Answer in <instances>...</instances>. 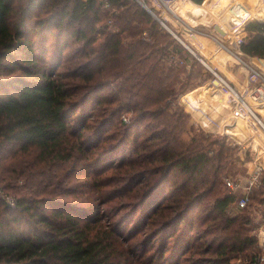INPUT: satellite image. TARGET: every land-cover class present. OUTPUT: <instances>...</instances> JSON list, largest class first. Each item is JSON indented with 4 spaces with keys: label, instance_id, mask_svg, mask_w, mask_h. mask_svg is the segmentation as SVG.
<instances>
[{
    "label": "trees",
    "instance_id": "obj_1",
    "mask_svg": "<svg viewBox=\"0 0 264 264\" xmlns=\"http://www.w3.org/2000/svg\"><path fill=\"white\" fill-rule=\"evenodd\" d=\"M110 1L111 25L102 0H0V264H135L115 219L124 204L106 213L115 197L79 172L125 144L136 157L113 161L116 189L138 196L139 183L136 210L124 207L147 206L158 264H235L259 245L264 174L234 210L239 146L179 103L213 73L139 2ZM239 49L264 58V19L245 24Z\"/></svg>",
    "mask_w": 264,
    "mask_h": 264
},
{
    "label": "rangeland",
    "instance_id": "obj_2",
    "mask_svg": "<svg viewBox=\"0 0 264 264\" xmlns=\"http://www.w3.org/2000/svg\"><path fill=\"white\" fill-rule=\"evenodd\" d=\"M239 1H242V0H239ZM243 1L246 4V5H243L244 6L243 9L246 10L247 8H249L248 10L250 11V15H252V14L257 15V16H254V17L252 16V18H250V19H264V17H262V16H264V0H243ZM180 2L181 3L179 4V6L176 7V11L181 16H183L182 18H184V19L186 18V20H188V22L190 20V23H192L193 25H195L196 23L195 22H192L191 20L199 21L201 18H203V16H205L206 12L204 14L201 11H199L200 9L199 10L194 9V6H193L194 4L191 3V0H181ZM208 2L211 5V7H210L211 10H219V11H221L220 13H224L227 9H230L231 8V4L233 3V0H209ZM181 4H183V5L180 7ZM236 10H238V12L240 11L238 5L236 6ZM118 12H119V9H118ZM164 15L165 16H168V18H169L168 21H167V25L168 26L171 25V22H172V24H174V23L177 22L176 18L169 17V15L167 13L164 12ZM260 16L262 18H260ZM229 18H230V16L226 15L225 17H222L219 20H220V22H223V21L224 22H227V20ZM215 20L216 19L209 17L208 20L207 19H204L201 22H199V24L197 23V26L196 27H201L202 29H204L203 28V24L205 22V24H208V26H210L209 28L212 30L213 29L212 28V25L215 24V22H216ZM112 22H113V17H112ZM112 22L110 21V16H108V20L105 23L111 25ZM101 24H103V23H101V22L98 23L97 24V27H99ZM240 26L243 27L242 24L238 25V27H240ZM227 28L228 29H226L225 32H227V35L228 36H224V34L221 31H218V32L216 31V34H218L217 35L218 38L221 39V42L227 48H225L224 46H222L221 42H217L216 40H214L215 42L210 41V43H209L210 44V49L209 50H206V48L204 46H202L201 48H199L197 46L198 47L197 50H199V51H196L195 53L197 55H199L201 58H202V56L200 55V51L201 52H204L206 54V56H208V57H210V55H213L214 54V55H216L217 58H220L221 55H223V54H225L227 52L231 53V51H232L231 48L234 49L236 47V44H235L234 40L236 41L238 39V36L230 35V30L232 31L234 28H237V27H235V25H234V28H232L231 25H228ZM183 32H184V36L185 37H188L189 39L192 40L191 35L187 33L188 31H183ZM232 32H234V31H232ZM239 37H240V35H239ZM182 38H184V37H182ZM195 44H198V43L195 42ZM234 57L238 61V66H241L244 69H247V71L248 70L249 71L251 70V67L253 66L252 58H250L248 56L247 57H244L243 55H240V54H237V56L234 55ZM207 59H209V58H207ZM217 60H219V59H217ZM207 61L209 62L210 67L212 66L213 69L216 70L214 68V66H213V64L214 65H216V64L214 62L211 63L210 60H207ZM209 70L211 71V73H213V70L212 69H209ZM216 71L219 72V70H216ZM213 75H214V78H215V74L213 73L211 75V78L209 77L208 81H206L205 84H210V87H212L211 90H215L216 93L218 94L219 93V90L216 87V85H217L218 82L214 81ZM182 76H183V74H182ZM210 81H212V83H210ZM194 85H196V84H193V86ZM255 87H256V85L253 84V85H251L250 87L247 88V91H244V93L246 94V98L248 100L247 101L248 103L250 102L251 98H253L252 97V91H253V89ZM194 88H191L187 93H189ZM242 90H244V89H242ZM219 95H221L219 97V102L222 99H225L224 104H232L231 103V100L226 95H222L221 93H219ZM185 96H186V98L188 100L187 103H189V105L190 104H194V95H192L191 93L190 94H185L183 96V100L184 101H185V99H184ZM180 101L182 102L181 97L179 98V103H180ZM197 102H198V100H197ZM255 103L258 106L261 107V105L258 102H255ZM181 105L185 108V106L183 104H181ZM205 106H207V104ZM186 112H188V111L186 110ZM130 116H131V113H127V112H122L120 116L118 115V117H122V119H125L126 121L127 120L129 121L130 120ZM250 120L252 121V123L255 126H259L264 131V128L262 127V125L259 122H257L254 118H251ZM192 122L194 123L193 119H192ZM194 125H195V127L199 128V129H203L201 126H198L195 123H194ZM109 126H111V125H108V127H106V129L113 130L115 128L114 125H112L111 127H109ZM250 127L252 128L253 126H250ZM259 127H257V128H259ZM206 132H208V131H206ZM184 137H185V139H189L190 133H186L184 135ZM135 146L136 145H134L132 147L131 144L130 145L125 144V145H123L122 149H118L114 153L113 152H110L108 156L100 158L99 161H98V163L94 164L93 166H87L83 170H80L79 171L80 173H82V180H89V179H94L95 178V179L98 180V182H103L104 187L102 188L101 192L102 191L103 192H105V191L107 192L108 191L110 193V194L108 193V196L111 195V196H114L115 197L111 202H109L106 205H104V208H106V213H108V214H112L114 212L119 211L121 204H124V206L125 205L128 206V203L129 204H132V208H134V210H136V205H137L138 197L142 193L141 187H139L140 185H138L139 183L137 181H135L134 182V185H133V188H132V191H134V192L135 191L137 192L139 190V188H140V191L138 193V196L133 195V193L130 194L129 191H128V188H125V189L119 191L118 189H116V187L120 183H119V180H117V178H115L116 177L115 176L116 175V171H115V169H114V167L112 165L113 161L117 160V158H119L121 156L125 157L127 154H129V155L131 154L133 157H136V154H133L134 153L133 150L135 149ZM242 153H243V155H242ZM245 153H244V151L238 150V152L235 155V158L233 160V162L235 163V164H233L234 169L231 172V174L228 175V177H230V178H237V177H240L241 176V178L244 179V181H245L251 175V174H248L247 173V171L249 170V167H248V162H247L248 159H247V156H246ZM236 157H238V158H236ZM256 159H257V161H256L255 164L258 167H262V165H260V163L258 161V156L256 157ZM260 159L262 160V158H260ZM242 160H245V162H244L243 165H242ZM262 164L264 165L263 161H262ZM263 170L264 169L258 170L260 173H262L261 174L262 176L264 174L263 173ZM253 171L250 172V173H253ZM86 176L88 177V179H86ZM175 179H177V176H176ZM91 182H93V181H90V183ZM141 182H144V181H141ZM170 194H172V193H170ZM115 195H117L118 197H116ZM7 197L8 198H11L12 196L8 195ZM101 197L102 198L104 197V193L101 195ZM124 206L120 210L119 214L116 215L115 219H118L120 222H122V224H123L122 225V230L124 232V235H125L128 243L131 244L129 246L130 247L129 250L131 252H134L133 253V256L129 257L130 260H131V262L133 261L135 264H147L148 261H151L152 258H154L156 256L153 259V262L151 264H158V262H159V256L161 255L160 254V252H161L160 247H162L161 242H162V239L163 238H161V235H159V236H156V237H153V238L150 237L148 240L146 239L147 236H148L147 235V232L148 231H146L147 230L146 228H147L148 224L145 225V222H146L147 218L144 217L143 220H142L140 217H141V215H143V212H144L143 210L146 209L147 206H145L143 204L140 205V207L138 208L139 209L138 213L135 216L131 217V218H130L131 215H127V211H126V208ZM233 209L236 210L235 207ZM133 234H135V236H132ZM150 239H152V240H150ZM193 240H194V243H192V245L193 244L195 245V243L197 244V243L201 242L200 240L196 239V237H194ZM202 240H204V239H202ZM261 252H263V257H264V249ZM167 253H168V251L165 252V254H167ZM251 254H252V252L250 254H243V255H241L240 257H238L235 260V264H249ZM180 261L181 262H179L178 264H185V262H184L183 259H180ZM262 262L264 264V258H263ZM175 263H176V261H175ZM175 263H172L170 261H167L165 264H175Z\"/></svg>",
    "mask_w": 264,
    "mask_h": 264
},
{
    "label": "crops",
    "instance_id": "obj_3",
    "mask_svg": "<svg viewBox=\"0 0 264 264\" xmlns=\"http://www.w3.org/2000/svg\"><path fill=\"white\" fill-rule=\"evenodd\" d=\"M180 1L181 0H177V6H179V4L181 3ZM205 1L206 0H204L203 2L205 3ZM203 2L196 3L193 0L191 1V3H193L194 5L204 4ZM182 5L183 4H181L180 7ZM199 11H201L202 13L204 12V10L202 9H200ZM191 21L195 22L196 24L193 25L192 23H190V20L189 22L188 20H186V22L184 21V23L176 22L172 24L171 22L170 27L174 33L176 32L177 35L179 34L178 36L180 38L184 37L182 38V40L185 42L186 45L183 42L182 43L186 47L189 46L194 52L199 51L197 50L198 47L201 48L202 46H204L206 50H209L210 41L215 42L214 40H216L217 42H221V39L218 38L217 36L218 34H216V31L217 32L221 31L224 34V36H228L227 32H225L223 28V24L226 25V27H228L227 22H224V21L220 22L219 20L216 19L215 24L212 25L213 29L211 30L209 28L210 26H208V24H205V22L203 24L204 29H202L201 27H196L197 23L199 24V22H201L202 20H199V21L191 20ZM187 24L189 27L190 26L194 28L196 27L195 28L196 33H197L196 35H193L192 30L189 31L187 30V28H185L187 27L186 26ZM217 26H219L220 29ZM235 27L237 28H234V25L232 26V28H234L232 31H235L233 35L238 36V37L240 35V38L242 39L244 28L242 29L241 26L240 27L235 26ZM183 31H188L187 33L191 35L192 40L189 39L188 37H185ZM195 42L198 44H195ZM239 46H236L234 49L231 48L232 49V51L230 50L231 53L227 52L221 55L220 58H217L216 55L214 54L208 57L206 56L204 52H201V51H200V55L202 56V59H204V60H201L204 63V65H206V63L208 62L207 60H210L211 63L214 62L216 65L213 64V66L216 70H219L220 73L226 75L239 89H246L248 87V71L247 69H244L243 67L238 66V61L234 57V55L236 56V53L243 55L242 51L239 49ZM248 57L252 58V62L254 65L258 67L259 66L264 67V58L258 57V56H248ZM216 58L219 60H217ZM207 64L210 66L209 62ZM205 83L195 87L189 93L187 92L185 93V94L191 93L192 95H194V104L189 105V103L183 100V96L185 94L181 96L182 102L180 101V103L183 104L185 106V109L188 111V113L191 114L192 119L196 125L201 126L204 130L214 133V134H218L222 136H230L231 140L239 146V150L244 151V153L246 152L245 154H247V156L249 157L247 161L248 167H249V170L247 171L248 174H251L250 172H252L253 170L255 171L257 168H259L255 164L257 161L256 159L257 156H258V161L260 165H262V167L264 168V165L262 164V161L264 163V152H263L264 151V131L259 126H255L252 123V121L248 120V115L245 113L239 115L238 119L233 120L231 118L232 112H233L232 104H224L225 99H222L219 102V97L221 95H219V93L217 94L215 90H211L212 87H210V84H205ZM210 83H212V81H210ZM206 104L207 106H205ZM248 104L253 105V106L255 105L258 108L257 109L255 107L260 112L262 120L264 122V107L258 106L254 101V97L251 98ZM250 126H253L252 127L253 129ZM257 127H259L260 129ZM226 129H228L229 133L226 132ZM260 158H262V160ZM244 162L245 160H242V165L244 164Z\"/></svg>",
    "mask_w": 264,
    "mask_h": 264
},
{
    "label": "built area",
    "instance_id": "obj_4",
    "mask_svg": "<svg viewBox=\"0 0 264 264\" xmlns=\"http://www.w3.org/2000/svg\"><path fill=\"white\" fill-rule=\"evenodd\" d=\"M139 2L143 7L149 10L153 15L160 18V22L167 25L168 16L164 15V12L169 15V17L176 18L177 22L184 23L186 20L182 18V16L176 11L177 7V0H136ZM192 1V0H191ZM104 8L108 11L110 16V21L112 22V17L115 13L118 12L117 6H115L110 0H102ZM239 6L240 11L236 10V6ZM246 5L245 2L242 1H235L231 4L229 14L230 18L227 20L228 25H235L238 26L240 24L243 25L242 29L244 28L245 23L250 19V11L247 8L246 10L243 9ZM168 26V25H167ZM185 26V25H184ZM187 30L193 31V35H196V30L192 26L186 25ZM169 28H171L169 26ZM176 34V33H175ZM176 37L181 41L177 34ZM241 43V38L235 41L236 46H239ZM222 46L226 47L222 42ZM238 54V53H237ZM236 54V56H237ZM203 60V59H202ZM210 69L213 70L215 74L216 80H218L217 88L219 93L226 95L232 103V116L233 120L238 119L239 115L247 114L248 120L254 118L257 122H259L264 127V122L262 120L260 112L255 108V106L248 104V100L246 98V94L244 91H247V88L251 85L255 84L256 87L252 91V96L254 97V101L258 102L262 107H264V67H258L253 64L251 70H248V87L244 90L239 89L226 75H222L221 73L214 70L212 67L208 66ZM250 118V119H249ZM251 121V120H250ZM226 132L229 133L228 129ZM264 169L262 167L257 168L251 175L244 181V179L240 177L237 178H230L228 177L226 182L228 187L232 192H238L239 196L237 202L235 204V209L240 210L242 208L248 207L251 201V192L253 189L258 186L261 182L262 173L258 170ZM264 173V170H263ZM244 181V182H243ZM10 203L14 204L15 201L13 198H10ZM258 238H259V245L258 249H256L250 256L249 264H263V252L264 249V225L258 231Z\"/></svg>",
    "mask_w": 264,
    "mask_h": 264
},
{
    "label": "bare ground",
    "instance_id": "obj_5",
    "mask_svg": "<svg viewBox=\"0 0 264 264\" xmlns=\"http://www.w3.org/2000/svg\"><path fill=\"white\" fill-rule=\"evenodd\" d=\"M209 0H207L204 4H202V10H205L206 12H207V14H206V18L208 19L209 17H211V18H214V19H220V18H222V17H225L226 15H228L229 16V14H231L232 13V11H230V9H227L224 13H221V14H216V13H214L211 9H210V4H209V2H208ZM235 1H238V0H233V2H235ZM224 25V24H223ZM224 27H226V25H224ZM227 28V27H226ZM235 33V31L233 32V34ZM232 34V35H233ZM230 35H231V33H230Z\"/></svg>",
    "mask_w": 264,
    "mask_h": 264
},
{
    "label": "water",
    "instance_id": "obj_6",
    "mask_svg": "<svg viewBox=\"0 0 264 264\" xmlns=\"http://www.w3.org/2000/svg\"><path fill=\"white\" fill-rule=\"evenodd\" d=\"M149 11V10H148ZM150 12V11H149ZM151 13V12H150ZM152 14V13H151ZM155 16V15H154ZM158 20H160V18L159 17H157V16H155ZM163 25L169 30V31H171V32H173L172 31V29L171 28H169V26H167L165 23H163ZM218 28H219V26H217ZM220 29V28H219ZM173 34H175L174 32H173ZM175 36H176V34H175ZM181 42H183L184 44H185V42L183 41V40H181ZM186 45V44H185ZM194 54H196L189 46H187ZM197 55V54H196ZM197 57L200 59V60H202V58L199 56V55H197ZM206 65L207 66H209L207 63H206ZM214 81H216V82H218V80H216V79H214Z\"/></svg>",
    "mask_w": 264,
    "mask_h": 264
}]
</instances>
